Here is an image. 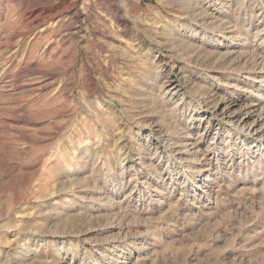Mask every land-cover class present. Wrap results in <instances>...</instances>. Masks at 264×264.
<instances>
[{"label": "rangeland", "instance_id": "obj_1", "mask_svg": "<svg viewBox=\"0 0 264 264\" xmlns=\"http://www.w3.org/2000/svg\"><path fill=\"white\" fill-rule=\"evenodd\" d=\"M263 133L264 0H0V264H264Z\"/></svg>", "mask_w": 264, "mask_h": 264}, {"label": "bare ground", "instance_id": "obj_2", "mask_svg": "<svg viewBox=\"0 0 264 264\" xmlns=\"http://www.w3.org/2000/svg\"><path fill=\"white\" fill-rule=\"evenodd\" d=\"M231 38V37H230ZM262 71V70H261ZM171 83V82H170ZM175 85V84H174ZM177 85V84H176ZM178 88V87H177ZM173 89H174V87H173ZM168 90V89H167ZM168 92V91H167ZM173 92V91H172ZM228 104V103H227ZM252 104V103H251ZM258 104V103H257ZM238 105V104H237ZM246 106V105H245ZM244 106V107H245ZM259 108V107H258ZM241 109V108H240ZM254 109V108H253ZM242 110V109H241ZM240 110V111H241ZM225 111H227V112H230L231 114H235V113H237V111L236 110H234V109H232V108H228V110H224V111H222V112H225ZM260 111V110H259ZM244 112H246V111H244ZM248 112V111H247ZM243 113V112H242ZM250 113V112H249ZM245 115V114H244ZM243 115V116H244ZM232 116V115H231ZM234 116V115H233ZM241 117V118H239L238 117V115L237 114H235V116H234V120L235 121H237L238 123H241L242 125H244V126H247V125H249L250 124V127L252 126V124L251 123H249V117ZM257 116H259V115H257ZM232 119V118H231ZM257 119V118H256ZM253 122V121H252ZM256 122V121H255ZM254 123V122H253ZM237 126V125H236ZM255 127H253V129H254ZM261 129V128H260ZM251 131V130H250ZM263 131V130H262ZM254 132H259L258 131V128H255L254 129ZM264 134V133H263ZM256 135V134H255ZM258 135V134H257ZM261 140V139H260ZM187 141V140H186ZM186 141H184V142H186ZM183 142V141H182ZM191 142V141H190ZM189 143V142H188ZM187 143V144H188ZM190 144V143H189ZM191 144H192V142H191ZM195 144V143H194ZM196 144H198V143H196ZM183 146V145H182ZM181 146V147H182ZM192 146H193V144H192ZM192 146H190V147H192ZM180 147V148H181ZM187 147V146H186ZM179 148V150L181 151V149ZM178 149V148H177ZM185 150V149H184ZM188 150V149H187ZM183 151V150H182ZM197 151V150H196ZM186 152V151H185ZM192 152V151H191ZM93 199V198H92ZM98 199H99V197H98Z\"/></svg>", "mask_w": 264, "mask_h": 264}]
</instances>
